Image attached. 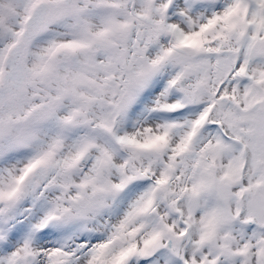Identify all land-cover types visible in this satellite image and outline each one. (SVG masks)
I'll return each mask as SVG.
<instances>
[{
  "label": "snow or ice",
  "instance_id": "1",
  "mask_svg": "<svg viewBox=\"0 0 264 264\" xmlns=\"http://www.w3.org/2000/svg\"><path fill=\"white\" fill-rule=\"evenodd\" d=\"M0 264H264V0H0Z\"/></svg>",
  "mask_w": 264,
  "mask_h": 264
}]
</instances>
